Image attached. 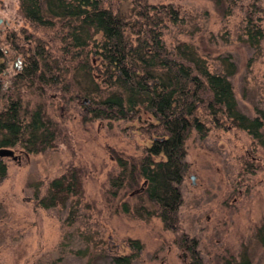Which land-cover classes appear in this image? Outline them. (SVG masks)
<instances>
[{
  "label": "rangeland",
  "instance_id": "1",
  "mask_svg": "<svg viewBox=\"0 0 264 264\" xmlns=\"http://www.w3.org/2000/svg\"><path fill=\"white\" fill-rule=\"evenodd\" d=\"M149 2L178 10L179 20H167L164 27L168 46L191 43L212 70H224L225 58L232 61L240 109L262 117L264 0ZM130 6L124 1L122 10L128 14ZM255 25L261 36L251 42L249 28ZM57 33L56 28L31 26L20 12V0H0V44L6 48L3 77L13 78L27 62L24 52L34 45L28 36L56 47ZM89 55L97 64L94 52ZM9 88L3 93L18 95L22 112L44 109L56 138L36 152L18 144L10 147L14 155L0 156L6 165L0 175V264H115L113 254L130 252L129 238L143 243L131 264H186L193 240L203 264H264V232L259 231L264 225V142L247 130H192L186 141L188 171L181 187L179 227L167 228L138 192L143 180L129 179L120 188L112 185L121 170L119 159H127L130 166L151 142L142 131L144 122L95 119L88 113L91 99L65 94L57 86L43 92L28 82ZM6 102L1 98L0 110ZM142 117L150 118L146 113ZM70 167L81 171L84 189L72 223L67 206L44 208L36 201L50 179Z\"/></svg>",
  "mask_w": 264,
  "mask_h": 264
},
{
  "label": "trees",
  "instance_id": "2",
  "mask_svg": "<svg viewBox=\"0 0 264 264\" xmlns=\"http://www.w3.org/2000/svg\"><path fill=\"white\" fill-rule=\"evenodd\" d=\"M124 1L131 4L128 14L122 10ZM20 12L37 30L56 28L60 43L51 47L39 37L28 36L34 45L24 52L27 62L11 79L3 77L6 48L0 44V100L7 101L0 110V148L20 144L36 152L56 138L55 127L41 106L22 112L18 95L3 93L4 88H18L24 82L38 86L40 92L57 86L65 94L91 99L88 113L95 119H138L145 123L142 131L151 142L130 166L127 159H119L121 170L112 185L120 188L129 179L131 183L143 180L138 192L167 228H178L181 187L188 171L186 141L192 130L207 134L213 127H236L264 142V115L250 116L239 107L232 61L225 58L224 70H212L191 43L167 45L166 22L179 20L172 5L155 6L149 0H20ZM249 36L251 42L260 38L258 25L249 28ZM91 51L98 59L95 65ZM143 113L150 118L143 119ZM5 173L0 159V175ZM83 197L81 171L70 167L50 179L36 201L44 208L67 206L72 223ZM259 231L264 232V225ZM192 242L186 264H203ZM127 243L130 252L113 254L115 264H131L143 249L139 239L129 238Z\"/></svg>",
  "mask_w": 264,
  "mask_h": 264
},
{
  "label": "water",
  "instance_id": "3",
  "mask_svg": "<svg viewBox=\"0 0 264 264\" xmlns=\"http://www.w3.org/2000/svg\"><path fill=\"white\" fill-rule=\"evenodd\" d=\"M14 155V150L10 147L0 148V156H12Z\"/></svg>",
  "mask_w": 264,
  "mask_h": 264
}]
</instances>
